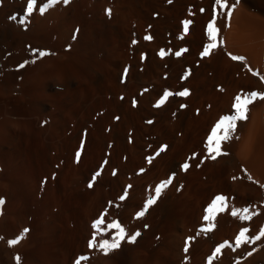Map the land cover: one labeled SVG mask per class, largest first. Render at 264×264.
I'll use <instances>...</instances> for the list:
<instances>
[{
  "label": "bare ground",
  "instance_id": "6f19581e",
  "mask_svg": "<svg viewBox=\"0 0 264 264\" xmlns=\"http://www.w3.org/2000/svg\"><path fill=\"white\" fill-rule=\"evenodd\" d=\"M227 2L230 21L215 0H61L22 24L27 0H0V264L17 255L20 264H209L225 242L213 264H264V237L254 239L264 230V101L238 123L227 155L212 160L207 148L237 95L264 92L253 75H264V0ZM217 12L222 43L205 57ZM220 195L227 208L205 233ZM245 208L252 219L232 215ZM100 217L102 228L118 221L140 235L107 255L89 248ZM243 228L253 239L236 247Z\"/></svg>",
  "mask_w": 264,
  "mask_h": 264
},
{
  "label": "snow or ice",
  "instance_id": "6c2138e0",
  "mask_svg": "<svg viewBox=\"0 0 264 264\" xmlns=\"http://www.w3.org/2000/svg\"><path fill=\"white\" fill-rule=\"evenodd\" d=\"M61 0H48L47 3L39 2V0H27V7L26 12L27 16H25L20 23L26 24L28 21V18L33 14L34 11H38L40 14H44L46 11H48L49 8H51L53 5L60 3ZM64 4L70 3V0H62ZM171 2V0H169ZM216 5L219 6V8L226 10V15L228 20L230 21L233 16V10L236 7V3H233L231 7L229 8L227 0H215ZM238 3V0H237ZM109 15H111V9L106 10ZM203 11V9H202ZM219 13L217 12L214 15V18L212 21L209 22L207 25V35L209 37L210 43H208L204 47V51L201 53L202 56H209L211 55L212 51L217 49L222 43V41L218 42V35L220 32V29L216 26V19L218 17ZM192 21L185 20L183 22V29L184 33L186 34L189 31V26L191 25ZM146 39H151V37H146ZM183 51H187V49H183L180 52H176L175 55L179 56L182 54ZM34 55H36L37 59L43 58L50 53L46 51H40V50H33ZM160 55L163 57L166 55L165 51H161ZM231 58L235 61H245V57L238 56V55H232L229 54ZM36 60L31 61V63H35ZM29 63L28 61L25 62ZM25 64L19 65V67L23 68L25 67ZM251 71V69H249ZM253 75L259 76L262 81H264V75H260L259 72H253ZM189 91L187 89L178 92V93H172L170 91H166L161 98L160 101L157 103V107L163 105L170 96L172 95H180V96H187L189 95ZM264 101V92L262 91H251L246 94L237 95L235 97V103L233 104L234 112L232 114H228L223 116L215 125V127L212 129L211 135L208 137L207 141V148H208V154L209 157L212 160H216L222 155H227L228 153L224 151V145L231 141L234 137L239 138L236 136L238 123L241 121H247L249 119V111L250 106L253 105L256 101ZM167 146H163L160 149V152H164ZM159 155V153H157ZM80 158V152L77 153V160ZM152 158H149L151 161ZM184 170H187L189 168V164L185 163L183 165ZM100 172H97L95 176L92 178L93 182L95 179L100 175ZM251 179V177H249ZM171 179L167 181L161 182L158 186L155 188V195L150 196L145 204V207L142 211H140L137 216L143 217L145 213L147 212L149 206L154 205L157 200L161 197L162 192L165 188L168 187L169 184H171ZM93 183H89V187H92ZM127 194L122 195L120 197L121 200H124L126 198ZM4 200L0 199V205H3ZM227 208V198L220 195L215 198V200L212 202V204L207 209V215H205L204 220L207 221L206 227L202 229L203 232L207 233L215 229L216 225L214 223L216 215L219 212L225 211ZM255 213H250V210L248 208L237 210L234 209L232 211L233 216H239L242 220H250L252 219V215ZM105 220L103 217L98 218L93 223V227L96 229V232L93 234L92 239L88 243L89 248H99L105 255L119 249L121 247L122 242L126 240V238L130 242H135L137 237L140 235L139 232H136L135 234L128 235L125 228L120 225L118 221H113L110 224H107L106 228H102L103 225H105ZM112 229H115V234L111 236L110 239H102L99 242L97 241V236L102 233L110 232ZM29 231V229H24L23 233L26 234ZM249 229L243 228L239 232V235L236 237V247H240L242 244L250 242L253 238L248 235ZM262 237H264V230H261V232L254 237L255 240H259ZM24 239V235L22 234L16 239H12L9 241V244L16 245L21 242V240ZM192 238H189V241ZM225 247H231V244L229 242H225L215 249V252L213 253V256L209 257V264H213V260L215 257L219 254H221L222 250ZM185 252L188 251V248L185 247ZM17 264H20L21 257L17 255L15 257ZM88 256H81L76 261L75 264H83V262L88 261Z\"/></svg>",
  "mask_w": 264,
  "mask_h": 264
}]
</instances>
